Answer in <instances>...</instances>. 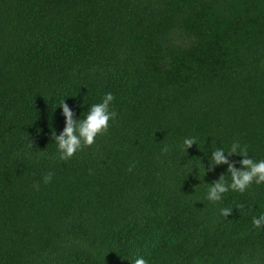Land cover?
Masks as SVG:
<instances>
[{
  "label": "trees",
  "instance_id": "1",
  "mask_svg": "<svg viewBox=\"0 0 264 264\" xmlns=\"http://www.w3.org/2000/svg\"><path fill=\"white\" fill-rule=\"evenodd\" d=\"M109 92L60 160L61 101ZM233 142L264 159V0H0V264H264V184L207 200Z\"/></svg>",
  "mask_w": 264,
  "mask_h": 264
},
{
  "label": "clouds",
  "instance_id": "2",
  "mask_svg": "<svg viewBox=\"0 0 264 264\" xmlns=\"http://www.w3.org/2000/svg\"><path fill=\"white\" fill-rule=\"evenodd\" d=\"M114 99L115 97L111 92L105 94L101 102L90 107L84 119H77L76 113L65 100L61 101L62 114L66 118L65 127L60 134L57 135L56 131H52L51 134V138L58 146L60 160H69L78 151H82L85 147H91L98 136L108 132L110 122L117 117V112L110 108ZM194 144H197L195 137L186 138L183 141L185 151ZM163 151L167 152V147ZM233 155L241 156L243 159L232 161L229 157ZM237 163L240 164L239 168L236 167ZM218 165H227V173L231 176V183L226 180L225 174H221L217 180L210 184L207 194V200L209 201H221L223 195L230 189L243 193L253 183L257 185L264 184V159L257 161L254 158H249L247 146L242 147L238 142H233L228 151H225L222 147H217L212 151L207 171L214 172ZM129 171H131V168H129ZM52 178L53 173H47L43 177V182L45 184L51 183ZM34 187L39 190V183L34 184ZM232 212V208L220 210L221 215L225 217H229ZM252 223L256 228L264 226V215L258 218L253 217ZM135 264H148V261L144 258H138L135 260Z\"/></svg>",
  "mask_w": 264,
  "mask_h": 264
}]
</instances>
